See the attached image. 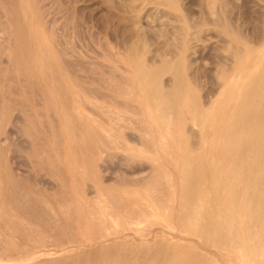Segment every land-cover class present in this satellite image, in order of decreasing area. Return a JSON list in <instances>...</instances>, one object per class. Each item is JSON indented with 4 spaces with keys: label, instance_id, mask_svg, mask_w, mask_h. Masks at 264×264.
I'll return each mask as SVG.
<instances>
[{
    "label": "bare ground",
    "instance_id": "1",
    "mask_svg": "<svg viewBox=\"0 0 264 264\" xmlns=\"http://www.w3.org/2000/svg\"><path fill=\"white\" fill-rule=\"evenodd\" d=\"M170 5L172 7V4ZM238 28L236 29L238 30ZM243 37L248 36L244 35ZM252 38L251 40L253 42ZM255 38L257 40V36ZM259 38L262 37L260 36ZM33 41L35 42V39ZM261 44L263 43H260V45ZM194 46H192V48ZM183 47H181L182 50H179L182 57ZM129 52L127 51V53ZM179 52H177V54ZM224 53L225 51L222 55ZM227 53L224 55L228 56ZM248 53H245L244 55ZM174 56L175 57H172V59H176L174 62L173 60L170 61V58H167L161 61V64H158L157 66L153 63H149V61H145L142 54L140 57H133L136 58L134 59L135 61L129 59L132 56H127L129 60L126 59V62L128 61L130 66L133 67L132 69L128 66L132 69L131 71L133 74L131 77L129 75L125 78L124 76L121 78V81L125 86L124 88H127L126 90H118V88H116V90L115 88H111L113 87V83L112 85L110 84V88H106L108 90H101L99 87L95 89L89 87L90 90L87 89L88 91H86L84 87L87 96L85 95L86 100H84L85 97L83 99V96L81 98L83 100L79 98L80 105H84V103L90 105L93 101L92 99H94L95 102V100H97L96 98H101V104L102 99H104L103 101L111 103L116 109L121 108L122 110H127L137 116L134 119L130 117L131 115L129 117L127 115V118L125 115V120H123V118L121 119L123 121L122 124L120 123V119H117V122L120 121L119 124L116 123L118 126L115 125L117 128L112 124L119 134L117 139L118 142L116 141L117 143H115V147H120L125 152L120 153L109 150L108 148L112 147L110 145V139H108L109 145H101V148H98V150L102 152L101 158L103 161L100 162H103L102 165L104 168H116L119 171V176L116 173L114 174L118 177L110 176L108 174L109 172L107 173L108 169L103 171L100 168L101 166H98L100 164H96L100 168L98 170L101 171L99 174L94 173L96 172L94 168V172L92 171L88 173V170L85 171L87 174H91L89 179L87 178L90 182L86 181L85 173L80 168L89 167L91 165L94 166L95 158L91 156L92 154L90 152L87 155L86 141L81 132L77 130L81 124L79 125L78 123L79 127L77 126L76 128L75 124H77L76 122H79V120L69 124L66 120L65 122H62L63 118L59 112H62L64 108L62 109V106L61 110L56 102L58 100H53L55 99L53 89H47L49 92L51 91L50 93L48 92L49 94L47 93V97L50 94L49 98L53 95L54 97L52 96L53 98L51 97L52 100H50L53 101V103L56 102V105L59 108V111L56 107V109L53 108L55 112L51 110L54 112V119L58 120V127L63 126L67 133V140H65L67 145L65 144L66 147H64V151H67L66 154H70L69 158H72L73 160L72 167L71 164H68L69 167L65 165L69 168V171L67 172L64 170L65 168L68 170V168L65 167L63 168V172L66 171L67 176L69 173V179L72 184L75 185L73 188L81 187L82 189V191L80 190L79 195L72 193L70 188L71 192L68 191V193L66 190L69 189L67 188H72V186L69 185L67 187L66 185V189L63 187V190L66 192L61 188V192L59 191L61 195L58 197L62 199L63 192L68 193V195H70L69 198L67 196L64 197L66 201L68 198V202L70 204L73 203L74 207L73 199L76 198L80 204L82 203L85 205L86 210L88 209L86 205H90L92 202L101 205L100 210L95 211L93 208L94 211L91 210V213L88 212L90 214L89 216H87V214L82 216L84 214L83 205V207H81V205L78 206L79 208L81 207L80 210L77 208L74 209L76 212H82V215H80L81 217H76L77 226L83 225L84 227L88 225L90 227V230L87 231L88 233L80 238L82 239L81 241H87L89 246L87 248L79 247L75 253L72 254H69V252H67L68 254H66V252L58 254V252L57 257L53 255L54 259H52V263L87 264L93 260L94 264H264V59L261 61L259 58V60H254L251 54L249 58L252 59H248L250 60L248 62L246 58V63H244L243 59L241 60L238 55L232 60L234 61L233 64L222 60L225 64H222L223 71L221 72H223V74L221 73V80H219L220 78L218 77V80L214 81L217 76L214 79L213 77H210L213 80L211 82V79H209L211 85L208 86L206 85V81V84H204L205 82L203 83L204 85L202 83L201 85L192 79V81H190L182 71V68H185V64L181 65L184 63L180 60L182 57L179 56V54V57L176 55ZM225 57L226 56L223 58L225 59ZM33 59L39 60L38 58ZM183 59L184 58H182V60ZM217 60L221 61L220 57ZM37 65L38 64H36V66ZM51 67H54V65ZM125 67L127 68V66ZM217 67L219 68L220 65ZM54 68L59 70L57 69V66ZM54 68L52 69L54 70ZM129 69L127 68L125 70L128 71ZM217 71L215 74H217ZM128 72L130 73V70ZM164 73L167 75H165V80L162 77ZM217 75L219 76V72ZM58 76L60 75L58 74L57 78ZM215 87H217L216 93L214 90ZM114 92H116L117 95H115ZM117 96L124 98V101L120 100L122 98H117ZM76 97L75 99L77 101L78 98ZM87 97L88 99L90 97V103L85 102H89L90 100H88ZM71 100L73 101V96ZM76 104L77 103H75V106L78 105ZM73 105L71 109L74 112L76 111L74 110L76 107ZM70 106L71 105L69 104V109ZM91 109L93 108L91 107ZM56 110L58 112H56ZM75 113L76 112L72 114ZM95 114L97 116L98 113ZM76 115L74 117H76ZM92 116L94 117V115ZM77 117H79V115H77ZM120 117H122V115ZM79 119H81V117ZM71 120L73 119L71 118ZM83 121H85V118L80 122L83 127L81 128L84 132H87L86 128L89 126L87 125L88 121H85L87 124ZM141 121L142 123L147 122V124H145L147 126H142L144 124L139 125V123H137H141ZM101 125L102 124H100V126ZM95 126L96 125L92 127V130L97 133L99 126L97 128ZM108 129H110V127ZM111 130L109 131L111 132ZM58 132H56V134ZM91 132L94 134L93 131ZM103 132L104 131H102V137H104ZM105 133L107 132L105 131ZM56 134L55 136H57ZM59 134L63 135L61 132ZM88 134L89 133L86 135L87 137ZM92 134H90V136L93 137ZM113 134L114 132L109 135L112 136ZM115 134L113 137L117 136H115ZM61 136L58 138H61ZM90 136L89 138H91ZM98 138L100 142L102 140L104 141L103 138L100 139V136ZM63 139L61 138L62 141L60 142H63ZM113 139L115 140L116 138ZM91 141H93V139ZM106 141L104 143H106ZM59 143L58 146L60 145ZM125 147L130 149L133 148L135 151L127 152ZM60 150L61 148L59 151ZM59 151H56V153H59ZM64 151L61 152L64 153ZM96 154H98L97 151ZM61 156H64V154ZM61 156L58 157L61 158ZM62 158L65 159V157ZM61 162H64L63 159ZM97 163H99V160ZM90 168L92 170V167ZM112 172H114V170ZM66 173H63V175ZM87 174L86 177H88ZM64 178H66L65 181H67L68 177ZM163 182L166 183L165 186H168L169 191L166 189L168 194H165ZM60 185H58V187H60ZM119 185H130L132 187L128 194L121 195V193L118 194L120 192V189L118 190L117 188ZM1 191L2 190L0 189V192ZM91 192H93L94 195H89ZM2 193H4V191ZM123 200H126V202H129L128 200H130L132 205L131 203L122 205L124 204ZM6 201L7 200H5V202ZM62 202L64 204V201ZM3 203H0V205ZM50 203L48 205H50ZM93 204L90 206L93 207ZM4 205L1 206L4 207ZM67 206H69V204ZM131 206H135V210ZM9 209L6 208V211ZM72 210L71 205V211ZM87 211H85V213ZM0 212L3 214L2 211ZM121 212L130 213L131 217L128 219H119V216L122 215ZM131 213L133 215H131ZM57 215L58 213L56 211L55 216ZM69 215H74V212H69ZM57 218L60 223L61 221L65 222V218L61 219V216H58ZM124 218L126 217L124 216ZM68 220L69 219H66L67 224ZM70 221L71 218L69 224L72 223ZM5 222H7L10 232V228L13 226L14 222L12 226L11 224H8V221ZM78 228L80 230V227ZM0 229L2 230L1 227ZM70 229L72 230V228ZM3 232L4 231H2V233ZM80 233L78 232V234ZM77 236L75 235V237ZM6 237H8V234ZM17 238L19 239V237ZM23 239L22 241H24ZM62 243L64 244L65 242ZM30 244L29 249H26L24 252V255L27 257H29L28 255L37 252L36 250L30 249L33 248L35 244H31L33 247H31ZM81 244L83 245V243ZM25 246L26 245L23 247ZM9 247L10 246H8V248ZM14 250H16V248ZM3 251H6V248ZM52 252H54V250ZM33 258L34 255L24 259L23 264H38L41 262L40 257L37 258L40 259V262L36 261V258V262H26L27 259H32L33 261ZM2 260L5 261V258ZM8 260L9 259H7V262ZM42 262L43 264H52L51 257L50 259H43Z\"/></svg>",
    "mask_w": 264,
    "mask_h": 264
},
{
    "label": "rangeland",
    "instance_id": "2",
    "mask_svg": "<svg viewBox=\"0 0 264 264\" xmlns=\"http://www.w3.org/2000/svg\"><path fill=\"white\" fill-rule=\"evenodd\" d=\"M170 4H172V7ZM236 28H238V30ZM241 34L243 36L247 35L248 37H243ZM256 36L257 40L255 38ZM258 36H261L263 39ZM32 37L35 39V42ZM28 38L31 39L29 40ZM251 38L253 39V42ZM260 43L263 44L260 45ZM233 45L236 46L234 47ZM192 46L194 47L192 48ZM181 47H183V57L179 52V50H182ZM127 51L130 52L127 53ZM224 51V54L228 52V56L224 54L222 55ZM177 52H179V56L184 58L183 60L182 58L180 60L182 63L184 62L181 65L185 64V68H182L185 76L190 81L193 80L200 84H203L206 81L207 84L206 82L204 84L208 86L211 85L212 80L216 76L217 77L214 81H217L218 77L220 78L219 80H221L223 74V72H221L223 71L222 64H225V62H223L224 60L227 63L229 62L230 64H233L234 61L232 60L238 55L241 60L243 59L244 63L247 62L246 58L247 60H251L252 58L254 60L260 59L261 61L264 59V0H0V189L2 190L0 192V203L4 202L6 205L5 206L4 203L1 204L2 206L4 205V207L0 205V211L3 212V214L0 212V215H3L2 217L0 216V227L2 228V230L0 229V244L4 243V246L2 244L0 246V264H23L24 259L33 255V261L32 259H27L26 262L29 263L31 261L30 263H33L38 257H40L41 262L40 259H37L36 261L40 262L38 264H43V259H50L51 257L52 263V259H54V256H58V252V254L61 252H66V254L69 252V254H72L75 253L79 247L87 248L89 246L87 241H81L82 239L80 238L88 233L87 231L90 230V227L88 225L84 227L83 225L77 226L76 217L82 215V212H76L74 209L77 208L80 210V208L84 206V214L82 216L86 214L89 216L90 214L88 212L91 210L94 211L93 208L95 211L100 210L101 205L99 203H96V205L95 202H92V204L94 203L93 207H91V203V206L86 205V207H88L87 211L85 205L82 203L80 204L76 198L73 199L75 208L73 207V203L70 204L68 202L70 196L68 195V191L71 192L72 190V193L79 195L80 190L82 191V189L81 187L73 188L75 185L72 184L69 179V173L67 176L66 171H69L68 164H71L72 167L73 160L72 158H69L70 154H66L67 151H64V147L67 145L65 141L67 140V133L63 126L58 127V120L54 119L55 117L53 116V113L55 112L53 108L60 107L61 109L63 106L62 109H64L60 112L63 114L65 111L67 116L65 113L62 115L59 112L63 118L62 122H65L66 120L69 124L79 120V122H76L77 124H75L76 128L81 124L77 130L81 132L86 141L87 155L90 152L92 154L91 156L95 158L94 166L91 165L89 167H84L87 169H84L83 167L80 168L85 173L86 181L90 182L88 179L91 174H87L85 171L88 170V173H90L96 170L94 173L99 174L101 170L98 169L100 168L103 171L108 169L107 173L109 172L108 174L112 177L119 176V171L116 168H104L102 165L103 162H100L103 161L101 158L102 152H100L98 148L100 149L101 145H109L108 139H110V145L112 147L108 148L109 150L120 153L125 152L120 147H115L119 135L118 131H116V126H118L120 121L122 124L123 121L121 119L123 118V120H125V115L126 118L127 115L128 117L131 115L130 117L134 119L137 116L127 110L124 111L121 108L116 109L111 103L103 101L104 99H102L101 104V98H96L97 100H95V102L94 99H92L93 101L91 102L90 97V100L87 97L89 102H85H91L90 105L85 103L84 105H80L79 100L82 96L84 99L86 95L85 92L88 91L87 89L90 90L91 87L92 89L99 87L101 90H108L106 88H110V84L112 85L113 83V87L111 88L126 90L127 88H124L125 86L123 85L121 78H123V76L125 78L129 75L131 77L133 74L131 71L133 67L130 66L128 61L126 62V59L130 56L132 57L129 59L135 61L134 59L140 57L142 54L145 61H149V63H153L157 66L158 64H161V61L167 58H170L169 60H173L174 62L176 59H172V57H175L174 55L179 57ZM245 53L252 54V58H249L250 55L248 54L244 55ZM218 56L221 61L217 60L219 59ZM224 56H226L227 59L226 57L224 59ZM33 58H38L39 60ZM250 60H248V62ZM33 62L38 64V68ZM217 64L220 65L219 68L217 67ZM53 65L54 67L57 66V69L59 70L51 67ZM125 66H127L128 69L130 67L132 68L129 69L130 73L128 72L129 70H125L127 69ZM52 68H54V70ZM216 71L217 74L219 72V76L215 74ZM58 74L60 76L57 78ZM165 75V73L162 75L164 80L167 76ZM210 77H213V79ZM207 79H211V82ZM47 89H53L55 93V99L53 100H58L56 101L58 104L56 102H54V104L53 101H51L53 95L50 98L49 96L51 94L47 97V93L49 92ZM214 90L216 93L217 87H215ZM114 94L117 95L116 92H114ZM72 96L73 101L71 100ZM75 97L78 98L77 101ZM117 98L120 99L122 97L117 96ZM84 100H86V97ZM120 100L124 101V98ZM75 103L78 105L76 104L77 106H75ZM69 104L71 105L70 109L68 108ZM72 105L76 107L74 109L76 110L74 111L76 112L75 114H72L74 113L71 109ZM91 107L93 109H91ZM57 110L59 111V108ZM57 110L56 112H58ZM95 113H98L97 116ZM76 114L79 115V117H77ZM72 115L73 117L76 115V117H74L75 121ZM92 115H94V117ZM121 115L122 117H120ZM80 117L81 119H79ZM71 118L73 120H71ZM84 118L85 121H88V124L85 121L83 122L89 125L86 128L87 132H84L82 129V123H80ZM117 119H120V121L117 122ZM137 123H139V125L144 124L142 126H147L145 125L147 122L142 123L141 121V123ZM92 124L96 125V128L99 126L101 129L98 128L96 133L92 130V127H94ZM100 124H104L103 126L101 125L104 130ZM112 124L114 126L116 125V128H114ZM109 127L110 129H108ZM90 130L93 131L94 134H92ZM109 130H111L112 133L114 132V134L116 133L115 136H117L113 137L114 134L112 136L109 135L112 134ZM55 131L58 133L56 134ZM102 131H104V137H102ZM105 131L107 133H105ZM60 132L63 133V135L61 134L62 136L59 134ZM87 133H89L88 137L86 136ZM55 134L57 136L59 134L62 139L64 138L63 142H60L62 141L61 138H58L59 136L57 137ZM90 134H92L93 137L90 136ZM89 136L93 141H91L92 139L89 138ZM99 136L100 139L103 138L104 141L102 140L100 142L98 138ZM112 137L116 139L114 140ZM105 141L106 143H104ZM58 143L62 147L60 145L59 147ZM60 148L61 150L59 151ZM91 148L94 150L96 149L95 152ZM125 149L127 152L135 151L133 148L130 149L125 147ZM56 151H59V153H56ZM61 151H64V153ZM96 151L98 154H96ZM63 154L64 156H61ZM58 156H61V158L65 157V159L62 158L64 162H61L62 159ZM98 160L99 163H97ZM96 164H100L98 166L101 167L99 168ZM65 167H67L68 170ZM90 167H92V170ZM63 168H65V172H63ZM113 170L114 172H112ZM63 173L66 174L63 175ZM86 174L88 177H86ZM64 177H68L67 181H65L66 178ZM60 183L65 186H61ZM58 185H60V187H58ZM66 185L67 187L71 185L73 189L71 187L67 188ZM165 185L166 183H164L165 194H168L167 192L169 189L168 186ZM63 187H66L67 189L70 188L71 190H66L68 193H64L66 191L63 190ZM131 187L132 186L130 185H119L117 188L118 190L120 189V192L118 190L116 191L119 192L118 194L121 193V195H126ZM61 188L64 192L62 191L63 197H60L63 199L67 196V201L65 198V200H62L58 197L61 195ZM3 191L4 193H2ZM89 195H94V193L91 192ZM4 197L5 200H7L6 202ZM62 201H64V204ZM123 201L124 204L122 205L131 203L130 200H128L129 202H126V200ZM49 203L50 205H48ZM68 204L69 206H67ZM71 205L73 209L72 211ZM80 205L81 207L79 208L78 206ZM5 207L7 209L10 207L11 210L9 209L6 211ZM131 207L135 210V206ZM133 209L132 211H134ZM55 210L58 213L57 216H55ZM29 211L31 212V215ZM85 211L87 212L85 213ZM7 212H10L9 215ZM69 212H74V215H72L73 217L70 216L71 213L69 215ZM124 213L121 212L122 215L119 213L121 216H119V219H128L131 217L130 213ZM131 215L133 214L131 213ZM58 216H61V219L65 218V222L61 221L60 223L57 218ZM124 216L126 218H124ZM70 218V222L72 223L69 224ZM66 219H69L68 224ZM5 221H8V224H11V226L14 222L12 226L13 229L9 226L11 227V233L9 232L7 222ZM69 227L72 228V230ZM78 227H80V230ZM11 230L13 231V234ZM2 231L4 232L2 233ZM78 232H81L82 234H78ZM7 234L8 237H6ZM9 234H12V237ZM75 235H78L79 237H75ZM17 237H19V239ZM14 238L18 240H15ZM22 239L24 241H22ZM62 242L65 243L63 244ZM30 243H34V247ZM29 244L33 247L30 249L36 250L37 252L35 254H30L28 255L29 257H27L24 255V252L26 249H29ZM40 244L44 245L41 246ZM24 245L26 246L23 247ZM81 245L86 246L82 247ZM8 246L10 247L8 248ZM5 248L6 251H3ZM13 248H16V250ZM53 250L54 252H52ZM1 255L5 258V261L2 260L3 258ZM7 259H9L8 262ZM92 263L94 264L93 260L87 264Z\"/></svg>",
    "mask_w": 264,
    "mask_h": 264
}]
</instances>
